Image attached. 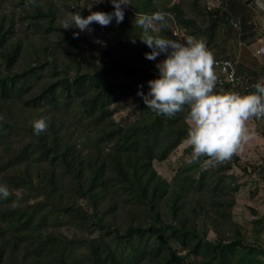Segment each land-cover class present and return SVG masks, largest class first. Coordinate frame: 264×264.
I'll list each match as a JSON object with an SVG mask.
<instances>
[{"label":"trees","instance_id":"trees-1","mask_svg":"<svg viewBox=\"0 0 264 264\" xmlns=\"http://www.w3.org/2000/svg\"><path fill=\"white\" fill-rule=\"evenodd\" d=\"M189 5L195 16L171 0H131L128 10L122 5L123 22L109 24L116 45L97 50L99 59L84 37L74 38L78 29L54 26V12L37 4L34 14L20 18L31 19L27 27L41 40L28 42L32 48L22 57V42L11 40L13 19L7 23L0 14V183L12 193L0 198V264H264V249L238 231L230 240H208L197 226L199 192L238 190L236 184L228 189L223 171L229 163L205 168L201 157L179 166L171 181L153 166L186 140L188 108L157 115L137 94L148 93L158 69L152 71L153 60L144 56L151 49L134 12L165 14L166 25L150 35L177 40L172 18L205 37L207 46L217 44L223 27L248 28L242 0H221L206 12L197 0ZM101 9L111 13L113 5ZM38 17L48 18L47 26ZM52 30L55 39L43 36ZM236 73L246 83L238 92L247 94L264 77V65L236 64ZM131 95L139 102L135 118L117 122L110 107ZM40 116L48 128L37 135L32 121Z\"/></svg>","mask_w":264,"mask_h":264},{"label":"rangeland","instance_id":"rangeland-1","mask_svg":"<svg viewBox=\"0 0 264 264\" xmlns=\"http://www.w3.org/2000/svg\"><path fill=\"white\" fill-rule=\"evenodd\" d=\"M29 2V0H27ZM192 0H171L172 2L182 4L184 10L189 15L195 16L196 10H192L189 3ZM221 0H197L200 10L205 8V12L219 6ZM241 1V0H234ZM248 10H246L245 17H247L248 28L245 31H240L239 27L228 30L227 27L221 29V38H219L216 45H208V49L214 54V57H228L232 58L236 64H243L251 70L257 69L264 65V53H260V49L264 50V0H242ZM18 0H9L0 2V14L6 16V22L13 19V33L12 41L19 40L22 42V57L28 54L31 46L28 42L40 41L37 33H32L31 27H27V23L31 21L28 19H21L20 16L25 12L34 14L33 4L23 5L17 4ZM110 2V0H103L102 3ZM131 2V0H129ZM92 0H35L42 10L47 8L54 12L53 25L63 28L64 22L68 19L71 12H79L82 16L89 14V5ZM91 4L92 11H102L101 4ZM126 10L130 8L129 4L124 5ZM25 8V10H22ZM201 15H198L200 17ZM134 19L139 18V14L134 12L132 16ZM47 19L38 17L35 21L47 26ZM170 30L176 36L177 41H186L189 37H195L186 32L185 29L179 27L173 19H168ZM78 29L75 26L67 29ZM92 31L80 32L78 29V38L84 37L87 45L94 46V54L99 53L97 50L106 48V44L116 45L115 40L112 39V31L109 25L102 27L99 24L93 23L91 25ZM159 28V24L155 25V29ZM58 32L54 30L48 31L43 36H48L50 40L55 39ZM50 35V36H49ZM42 36V37H43ZM38 38V39H37ZM204 41L205 37L202 36ZM198 39V38H197ZM206 43V42H205ZM98 47H96V46ZM24 48L26 51H24ZM28 50V52H27ZM87 52V51H86ZM162 57H157L153 60L151 70L157 69L156 65L162 60ZM264 80V77H261ZM246 83L243 81L241 87ZM138 99L131 95L110 107L112 117L121 123H128L135 118L138 111ZM249 139L242 143L241 148L235 153L237 162L234 163V156L226 160L222 165L229 163L223 172L225 179L230 182L228 189L238 185V190L233 191L231 195L226 194H212L210 191L204 189L199 192L201 196H196L195 201L199 200L203 204L202 210L197 217L199 223L198 228L205 231L206 239L213 240L217 237H223L226 240L234 238L235 232L243 235L245 241L253 246H261L264 249V118H251L247 122ZM188 152L185 153V149ZM191 148L186 147L185 141L179 144L176 149L163 161H154L153 166L157 173L167 181H171L179 166L187 163L190 158ZM207 160V159H206ZM206 160L201 161V165L205 168H211L206 164ZM250 163H255L257 167L252 169L247 166ZM244 168H246L244 170ZM226 189V190H228ZM218 195V196H217ZM212 196L214 198H212ZM216 203L229 204L232 206L226 207L224 205L213 204ZM217 211V213H216ZM223 212V214H221Z\"/></svg>","mask_w":264,"mask_h":264},{"label":"clouds","instance_id":"clouds-1","mask_svg":"<svg viewBox=\"0 0 264 264\" xmlns=\"http://www.w3.org/2000/svg\"><path fill=\"white\" fill-rule=\"evenodd\" d=\"M103 0H92L91 4L102 3ZM34 4L35 0H29ZM113 5L111 13L92 11L82 16L79 12H71L64 22L63 28L75 26L80 32H91L93 23L102 27L108 26L113 18L117 24L123 22L122 5L129 0H110ZM137 26L143 28L141 39L150 49L144 53L148 60L164 53L157 65L158 76L149 80L148 93L138 90L147 108L157 115L172 117L188 108V132L186 147L191 148L188 164L206 157V164L215 166L230 159L249 139L247 122L251 118H264V80L253 85L254 92L241 94L234 90H217V74L215 57L208 49L203 38L189 37L186 41L171 40L159 35H150L157 31L155 25H166L163 12L142 15L137 19ZM78 38V33H73ZM134 42V41H133ZM2 119V118H0ZM35 134L46 131L48 123L40 116L32 121ZM12 193L6 184L0 183V198L7 199Z\"/></svg>","mask_w":264,"mask_h":264},{"label":"built area","instance_id":"built-area-1","mask_svg":"<svg viewBox=\"0 0 264 264\" xmlns=\"http://www.w3.org/2000/svg\"><path fill=\"white\" fill-rule=\"evenodd\" d=\"M263 54L264 50L260 49ZM215 72L217 74V86L224 87L226 84L229 86L224 89L225 91L234 90L238 92L237 86H241L243 80L241 76L236 73V62L228 57H215ZM264 168V163L262 164Z\"/></svg>","mask_w":264,"mask_h":264}]
</instances>
